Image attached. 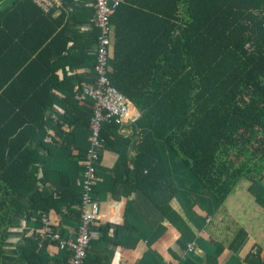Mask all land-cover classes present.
<instances>
[{"label": "trees", "instance_id": "1", "mask_svg": "<svg viewBox=\"0 0 264 264\" xmlns=\"http://www.w3.org/2000/svg\"><path fill=\"white\" fill-rule=\"evenodd\" d=\"M71 3L62 0L64 7ZM64 11L52 18L53 9L44 13L34 0H14L0 14L2 54L9 47L20 56L30 49L31 56L24 61L32 60L26 79L21 72L18 84L6 78L0 83L4 95L0 98V264L15 262L16 256L11 257L6 249L13 247L16 235L22 236V218H33L39 225L42 215L51 210L59 215L64 208V213L76 218L79 214L71 210L79 198L70 190L54 186L45 194L40 190L49 187L48 176L37 178L38 156L32 146L38 136H49L48 108L56 92L63 111L73 118L65 125L64 115L62 122L55 120L65 126L63 137L79 124L88 128L89 137L92 104L75 99L84 85L68 67L90 60L93 69L98 31L93 26L81 33L86 39L77 40L79 29L68 34L70 24L79 25L71 19L77 15ZM85 11L92 15L90 7ZM109 38L108 79L136 108L150 132L138 141L132 168L114 169L110 191L132 182L160 216H169L174 199L188 197L178 193L169 174L167 162L172 161L167 153L179 157L178 175L190 172L196 180L191 190L195 196L190 199L199 205L201 183L227 215L223 238L220 243L208 238L209 249L222 254L248 234L251 248L240 263L233 264H264V205L260 202L264 191V0H122L110 15ZM74 44H80L83 53H74ZM58 61L61 76L54 67ZM13 74L16 77L18 69L13 68L9 76ZM25 82H29L28 89ZM85 105L87 113L81 111ZM118 127L104 126L103 144L113 146ZM52 131L56 134L57 129ZM65 183L62 178L59 188ZM23 197L24 203L20 202ZM65 229L61 227L60 232ZM39 233L32 230L12 254L20 253L25 264H45L42 253L48 243L39 248ZM174 245L178 264H215L218 259L207 252L199 259L203 263H198L193 260L199 258L197 254L184 258L182 241Z\"/></svg>", "mask_w": 264, "mask_h": 264}, {"label": "crops", "instance_id": "2", "mask_svg": "<svg viewBox=\"0 0 264 264\" xmlns=\"http://www.w3.org/2000/svg\"><path fill=\"white\" fill-rule=\"evenodd\" d=\"M14 0H3L0 3V14L2 11L10 7ZM51 1V5L47 7V10L42 9L38 4L34 3L39 7L44 13H48L53 9L52 18H56L63 9L67 14L77 15L73 16L75 22L79 25L70 24L68 26L69 32L79 29L78 35L76 34V39L83 41L87 36L82 35V32H86V29H92L94 20V6L93 0H72L70 6H63L62 0L60 4H55ZM87 7L92 10V15L85 11L84 8ZM92 20L89 22V17ZM87 17L86 25H81L83 18ZM85 23V22H83ZM71 31V32H70ZM2 43L0 45V83L4 78L8 79L7 82H19L20 74L22 72V79H26L31 66V61L28 63L24 59L30 55V49H27L26 53H22V56L13 47H9L5 54L1 52ZM74 53H83V48L80 44H74L71 48ZM70 49V50H71ZM94 51V50H93ZM92 51V53H93ZM90 56H93V54ZM5 57V59H3ZM61 62H55V69L58 72V76H61ZM13 68L18 69V75L15 77L13 74L9 76ZM72 71L77 77L82 80V85H86L91 80L92 75V61L86 60L83 65H76L75 67H68V72ZM56 72V73H57ZM72 75V74H71ZM25 88L28 89L29 82H25ZM6 85L2 88L5 89ZM2 91H0V98H3ZM87 105L82 106L81 111L87 113ZM64 104L59 92L55 93L52 100V105L48 108L50 116L47 118L46 124L49 125L47 137L38 136L32 146L36 148V153L38 156V174L37 178L43 177L44 174L48 176V186H43L40 188L42 192L48 193L51 191L53 186L57 190L68 189L72 192L74 197L79 198L80 185L82 181L83 172V162L84 158L82 152L87 149L88 145V128L83 125L75 126L69 133L68 137H63L66 135L64 127H60L57 123V118L59 122L64 115V118L68 119L64 121V125L67 121H71L73 118L63 111ZM3 113V109L0 107V117ZM53 116V118H51ZM57 129L56 134L52 131ZM115 133V141L113 146H108L102 144L100 149L99 163L97 169V185L94 192L95 198L99 202V216L97 218L96 226L94 227L97 237L93 240L90 249L87 254V264H178V260L173 256L176 252V246L174 245L176 240L182 241L185 245L188 243H194L193 240H181L179 236V231L176 230V222L178 216H182L184 208L178 199H174L172 203L173 213L169 216L162 217L153 206L136 190L134 183H123L118 184L114 191H110L112 186V174L116 167L123 165L131 166V161L137 154L138 148L137 143L140 139L150 136V132L147 131L145 126L142 124V120L139 118V113L135 107L131 105V110L129 116L122 123L120 127L117 128ZM63 131V133H61ZM63 143H69L68 146H63ZM168 168L169 163L167 162ZM169 174L175 183V179L170 171ZM186 178H188V186L183 187V189L176 185L178 193H188L191 194L192 188L195 189L196 180L190 177L189 173L184 171L181 172ZM64 179L65 186L59 188V183L61 179ZM125 180V179H124ZM130 182L129 179L125 180ZM187 181V182H188ZM48 187V188H47ZM201 198V208L199 206L200 216L206 217V221L203 225L204 230L202 231L203 242L201 245L205 250H198V259H193L195 262L203 263L204 253H212L218 259L215 264H233L240 263L244 255L250 250L252 245V239L248 235L240 237L239 241L233 245L230 250H225L222 254L215 255L208 247V238L214 240V242H219L223 238L222 229H225V224L227 225V215L223 213L221 208L214 204L205 188L200 183ZM43 189V190H42ZM261 192V189H256ZM24 193V192H23ZM262 201L261 204L264 205V191L262 190ZM211 201H207V199ZM20 202H25L24 197L20 198ZM79 203L71 209L73 212H78ZM176 201L178 204H176ZM181 207V212H177L176 208ZM11 209V208H10ZM206 209V211H205ZM65 209L60 210V214L57 215L54 211H49L46 218V224L41 221V224L37 225V221L33 218L30 220L19 221L22 228V236L16 235L15 241L13 242V247L6 249V253L11 252V257L16 256L15 262L13 264H25V260L21 257L20 253L12 254L15 249V245L21 246L23 242V237L31 234V231L36 229L38 232H42L45 225H48L54 232L58 234L62 232L61 227L66 229L63 231L61 237L62 239L71 238L74 235L75 226L77 224V218L74 217L73 213H64ZM79 213V212H78ZM235 227L231 225V229ZM21 234V233H20ZM9 235V234H8ZM187 236V232L185 233ZM13 235H9V238ZM39 248L42 247L43 243H48L44 249L43 261L45 264H65L70 263L71 255L68 251L61 250L58 247L57 242L42 240L38 237ZM249 240V241H248ZM230 241H228L229 243ZM224 246V241L222 242ZM226 249V247H225ZM194 253V251L192 252ZM190 254H185L190 256ZM68 260H65L68 257ZM225 261V262H223ZM11 263V262H10Z\"/></svg>", "mask_w": 264, "mask_h": 264}, {"label": "built area", "instance_id": "3", "mask_svg": "<svg viewBox=\"0 0 264 264\" xmlns=\"http://www.w3.org/2000/svg\"><path fill=\"white\" fill-rule=\"evenodd\" d=\"M60 4V0H52ZM122 0H93L94 24L98 31L95 52V64L92 69V82L82 86L75 94L78 102L92 104V115L89 122V137L84 154L82 181L80 185V204L78 206L77 224L71 238L62 239L48 225L38 234L42 240L55 241L61 250L71 255L69 264H84L87 252L93 240L97 237L93 226L99 216V202L94 192L97 185V169L100 149L103 144L101 137L105 125L121 126L129 116L130 102L109 81L107 76L110 67V15ZM42 9L52 3L50 0H35ZM41 221L46 224L44 215ZM194 251V243L186 244L185 254Z\"/></svg>", "mask_w": 264, "mask_h": 264}, {"label": "rangeland", "instance_id": "4", "mask_svg": "<svg viewBox=\"0 0 264 264\" xmlns=\"http://www.w3.org/2000/svg\"><path fill=\"white\" fill-rule=\"evenodd\" d=\"M153 138L155 140H157V137L154 134H153ZM159 141H160V139L158 138L159 147L161 148L162 153L166 154L165 145L160 143ZM167 156L172 161L170 163V161L168 160V163H169V168H170L172 175H173V170H174L173 177L176 181V184L179 185L183 189V187L188 186V183L190 180L188 181V178H186L182 174L178 175L179 172L177 171V169L179 167H181L180 159H179V157H174L172 155H169L168 153H167ZM189 175L192 176L191 173ZM186 195L189 198L188 197H183V199L178 198V201L181 202V204L184 203L185 209H184L182 216H180V215L178 216L179 220H177V222H176V225H177L176 230L178 232L177 228L180 229L179 236H181V240H183V241L184 240H188V241L193 240L192 241V242H194V253L193 254H197L198 250H200V249L205 250L204 247L201 245V242L204 244L203 236H201V235H202V231L204 230L203 225L206 221V217L203 218V216H200L199 206L201 208V201H200L199 205H197L198 204L197 201L190 199V195L195 196V194H188L187 193ZM198 195L200 196L199 193H198ZM200 198H202V196H200ZM207 201H209V200L207 199ZM260 202H263L262 198L260 199ZM176 204H178L177 201H176ZM176 211L181 212V207L180 206L177 207ZM186 232H187V236L185 235ZM246 235H248V234H245V236ZM223 262H225V261H223Z\"/></svg>", "mask_w": 264, "mask_h": 264}]
</instances>
